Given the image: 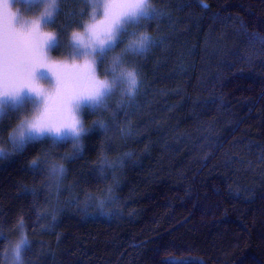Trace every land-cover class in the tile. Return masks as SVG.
Returning <instances> with one entry per match:
<instances>
[{
  "label": "trees",
  "instance_id": "1",
  "mask_svg": "<svg viewBox=\"0 0 264 264\" xmlns=\"http://www.w3.org/2000/svg\"><path fill=\"white\" fill-rule=\"evenodd\" d=\"M150 4L163 15L127 39L162 44L123 63L122 45L98 70L136 69V94L83 110L106 137L97 124L80 147L43 138L13 153L29 106L0 117V264L19 227L24 264H264V0ZM81 7L60 0L49 25L62 53Z\"/></svg>",
  "mask_w": 264,
  "mask_h": 264
},
{
  "label": "snow or ice",
  "instance_id": "2",
  "mask_svg": "<svg viewBox=\"0 0 264 264\" xmlns=\"http://www.w3.org/2000/svg\"><path fill=\"white\" fill-rule=\"evenodd\" d=\"M83 4L85 7H81L74 15L80 17L79 27H83L84 31L90 33L101 45V51L97 54L95 64L85 61L83 64H74L66 70H61L43 59V51L37 48L26 73H22L11 52L7 56L5 55L4 35L2 27H0V98L5 95L19 94L25 88L34 90L35 72L41 68H47L56 77L57 91L54 96L49 97L44 110L29 122L28 129H34L40 133L45 131L59 133L68 129L80 137L76 142H80L84 136L95 130L97 124L103 136L106 137L110 131L102 120H96L91 128H85L72 108L73 100L99 94L103 82L97 78L96 73L103 68L106 57L123 45V51L118 57L123 63L129 57L144 56L150 49L162 44L158 38L144 34H141V38L138 40L127 39L129 36L136 35V32H130V29L143 28L147 21L159 20L163 15L158 9L152 7L149 0H83ZM202 6L208 7L207 5ZM86 9H90V11ZM61 12L62 9L59 7L55 17L52 18V24L57 22ZM111 73L116 74L115 67L111 69ZM123 74L122 72L121 75ZM127 77L129 79L126 82L131 85L127 94L135 95L140 87L136 69H127ZM102 108L106 109L107 104L104 103ZM81 133L84 134L82 137ZM9 138L14 145V151H23L29 143L24 141L23 135L17 141L15 128L10 130ZM55 143L53 141V144ZM61 158L72 160L76 157L65 155ZM31 167L40 175H44V165L39 159L33 160ZM64 171L61 166V175ZM99 207H104L103 200L100 201ZM52 219L55 221L56 215H53ZM21 227H23L22 222ZM21 239L27 240V236L22 235ZM28 245L30 247L29 241ZM27 250L24 248L23 251Z\"/></svg>",
  "mask_w": 264,
  "mask_h": 264
},
{
  "label": "clouds",
  "instance_id": "3",
  "mask_svg": "<svg viewBox=\"0 0 264 264\" xmlns=\"http://www.w3.org/2000/svg\"><path fill=\"white\" fill-rule=\"evenodd\" d=\"M60 7V0H0V27L4 35L5 55L9 52L14 56L22 73H26L37 48H40L48 63L58 69L66 70L74 64H83L85 61L95 64L97 54L101 51V45L84 31L83 27L75 28L70 32L72 52L68 56H53V50L59 48V42L55 29L49 28L52 18L55 17ZM116 74L101 76L97 71V78L103 82L99 94L93 97H85L72 101V108L83 123V110H95L105 103L108 96L120 87L126 90L131 85L126 81L127 69L115 66ZM124 73L121 75V73ZM66 71V75H67ZM34 90L23 89L16 95H5L0 98V117L9 110H21L27 106L32 109L31 117H22L15 130V136L19 141L23 135L24 141L31 142L39 138L48 137L54 140L65 139V132L71 141L80 139L70 130L64 129L59 133L29 130V122L45 108L49 97L56 94V77L47 69L41 68L33 77ZM84 134L81 133V137ZM28 245L27 240H18L11 249L9 264H24L23 250Z\"/></svg>",
  "mask_w": 264,
  "mask_h": 264
},
{
  "label": "rangeland",
  "instance_id": "4",
  "mask_svg": "<svg viewBox=\"0 0 264 264\" xmlns=\"http://www.w3.org/2000/svg\"><path fill=\"white\" fill-rule=\"evenodd\" d=\"M149 3H150V0H149ZM54 51V50H53ZM65 51V48L64 47H60L59 49H58V52H60V54H62V55H70L71 54V52H72V47H71V43H70V41H69V45L67 46V50H66V52L65 53H62V52H64ZM26 107H27V105H26ZM10 111V110H9ZM8 112V111H7ZM29 115H28V117L30 118L31 117V115H32V109H31V107L29 106ZM16 130V129H15ZM44 138H48V137H44ZM41 139H43V138H39V139H37V140H35V141H38V140H41ZM52 140H54V139H52ZM10 141H11V145H12V148L14 149V145H13V143H12V140L10 139ZM54 141H56V142H67V141H70V142H73L75 145H76V147H80V145H81V141L80 142H76V141H71V140H69L68 139V137H67V131L65 132V139H63V140H54ZM4 150H2L1 148H0V157L4 154ZM18 151H14L13 150V153H17ZM51 166H49L48 167V169H50V171H51V175H52V179H55L56 178V176H59L61 173H60V166L59 165H55V166H53L52 165V167L50 168ZM16 237H15V235L13 236V240L11 241V243H10V245H9V247H8V250H7V252L5 253V255H4V257H5V263L6 264H9V261L11 260V249H12V247H13V245L18 241V240H20L21 238H22V235H26L25 234V232H24V230H23V228H18L17 229V231H16Z\"/></svg>",
  "mask_w": 264,
  "mask_h": 264
}]
</instances>
